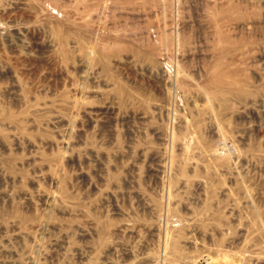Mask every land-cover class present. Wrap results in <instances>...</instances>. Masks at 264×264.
I'll return each instance as SVG.
<instances>
[{
    "label": "rangeland",
    "instance_id": "obj_1",
    "mask_svg": "<svg viewBox=\"0 0 264 264\" xmlns=\"http://www.w3.org/2000/svg\"><path fill=\"white\" fill-rule=\"evenodd\" d=\"M0 264H264V0H0Z\"/></svg>",
    "mask_w": 264,
    "mask_h": 264
},
{
    "label": "bare ground",
    "instance_id": "obj_2",
    "mask_svg": "<svg viewBox=\"0 0 264 264\" xmlns=\"http://www.w3.org/2000/svg\"><path fill=\"white\" fill-rule=\"evenodd\" d=\"M229 147V146H228ZM226 150V149H225Z\"/></svg>",
    "mask_w": 264,
    "mask_h": 264
}]
</instances>
